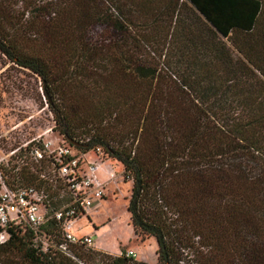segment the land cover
<instances>
[{
  "label": "trees",
  "instance_id": "obj_1",
  "mask_svg": "<svg viewBox=\"0 0 264 264\" xmlns=\"http://www.w3.org/2000/svg\"><path fill=\"white\" fill-rule=\"evenodd\" d=\"M0 52L59 136L121 164L157 243L155 263L72 257L14 227L0 264H264V0H0Z\"/></svg>",
  "mask_w": 264,
  "mask_h": 264
},
{
  "label": "built area",
  "instance_id": "obj_2",
  "mask_svg": "<svg viewBox=\"0 0 264 264\" xmlns=\"http://www.w3.org/2000/svg\"><path fill=\"white\" fill-rule=\"evenodd\" d=\"M8 140L0 135V243L8 240L9 229L27 227L43 250L52 247L73 257L71 245L92 247L91 235H77L73 227L106 197L98 163L87 162V151L58 134L5 145Z\"/></svg>",
  "mask_w": 264,
  "mask_h": 264
},
{
  "label": "rangeland",
  "instance_id": "obj_3",
  "mask_svg": "<svg viewBox=\"0 0 264 264\" xmlns=\"http://www.w3.org/2000/svg\"><path fill=\"white\" fill-rule=\"evenodd\" d=\"M57 134L41 78L0 52V135L9 139L5 145L40 135L55 139ZM83 156L87 162H97L104 167L106 197L98 207L89 210V218L75 221L74 232L91 235V248L96 252L117 256L132 251L135 255L131 257L135 260L156 262L155 239H141L134 233L126 208L131 182L124 180L121 164L102 159L93 150ZM99 257L96 254L90 264H102Z\"/></svg>",
  "mask_w": 264,
  "mask_h": 264
},
{
  "label": "crops",
  "instance_id": "obj_4",
  "mask_svg": "<svg viewBox=\"0 0 264 264\" xmlns=\"http://www.w3.org/2000/svg\"><path fill=\"white\" fill-rule=\"evenodd\" d=\"M97 175H98L99 179H101V181H104L105 182L104 167L98 165ZM77 235H82V234H77Z\"/></svg>",
  "mask_w": 264,
  "mask_h": 264
},
{
  "label": "water",
  "instance_id": "obj_5",
  "mask_svg": "<svg viewBox=\"0 0 264 264\" xmlns=\"http://www.w3.org/2000/svg\"><path fill=\"white\" fill-rule=\"evenodd\" d=\"M71 143H72V144H77V143H76V142H74V141H71Z\"/></svg>",
  "mask_w": 264,
  "mask_h": 264
}]
</instances>
